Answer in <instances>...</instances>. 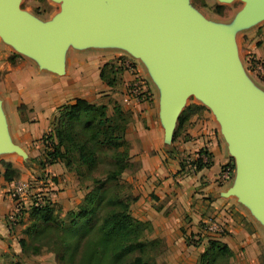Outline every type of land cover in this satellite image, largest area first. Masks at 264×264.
Instances as JSON below:
<instances>
[{
  "label": "crops",
  "instance_id": "1",
  "mask_svg": "<svg viewBox=\"0 0 264 264\" xmlns=\"http://www.w3.org/2000/svg\"><path fill=\"white\" fill-rule=\"evenodd\" d=\"M249 47L252 52L260 53L258 49ZM111 51L109 48H66L62 52L61 70L67 79L53 87L45 86V69L34 61L27 58L1 61L0 115L7 138L24 154L41 159L44 151L41 137L50 129L59 106L71 103L75 98L106 105L113 97L129 114L124 139L128 144L130 164L121 178L131 185L130 193L134 197L129 205L131 216L148 221L150 237L160 239L167 250L177 253L185 245V235L201 232L198 219L204 221L205 214L223 217L228 231L234 234L242 247L240 257L243 253L248 258L245 264H264V224L238 196L225 194L234 184L231 177L220 185L216 183L221 165L229 161L230 156L212 111L205 107L201 113L189 115L176 139L167 144L160 118L158 86L140 58L136 60L140 65L136 63L133 70L123 69L118 74L123 80L121 92L134 71L148 81L150 101L125 105L121 101L122 93H116L114 86L105 85L99 78V68L103 63L112 58L114 64L120 62L114 59L116 55ZM260 55H264L262 50ZM201 148L208 153L209 164L193 173L180 170L179 160L194 158ZM3 160L10 162L8 158ZM1 170L0 167V173ZM43 170L67 171L60 163H52ZM14 180L6 182L0 175V253L8 249L14 254L20 252L19 236L14 225L9 223L15 212L16 200L5 194L11 191ZM70 197L67 191L60 190L55 199L62 206H67L71 203ZM215 238L225 243L231 252L234 251L230 238ZM205 243V238L200 239L195 247L197 253L202 251Z\"/></svg>",
  "mask_w": 264,
  "mask_h": 264
},
{
  "label": "water",
  "instance_id": "2",
  "mask_svg": "<svg viewBox=\"0 0 264 264\" xmlns=\"http://www.w3.org/2000/svg\"><path fill=\"white\" fill-rule=\"evenodd\" d=\"M48 23L24 14L17 0H0V36L43 68L61 73L64 44L115 42L147 66L159 89V110L170 140L185 98L212 111L233 158L235 194L264 224V96L244 77L230 35L200 20L184 0H58ZM243 23L264 16V0H243ZM0 151L24 156L6 136Z\"/></svg>",
  "mask_w": 264,
  "mask_h": 264
},
{
  "label": "trees",
  "instance_id": "3",
  "mask_svg": "<svg viewBox=\"0 0 264 264\" xmlns=\"http://www.w3.org/2000/svg\"><path fill=\"white\" fill-rule=\"evenodd\" d=\"M7 59L12 61L11 56ZM118 59V64L105 62L99 68V78L109 87L114 85L116 73L134 68L133 62ZM132 74L134 81L143 80L134 71ZM145 98L140 92L137 94L138 102L151 99L149 94ZM204 110L206 108L201 104H186L177 115L169 141L176 139L189 115ZM128 120V112L117 103L113 104L110 114L106 113L105 105L83 98H75L58 107L50 129L41 137L42 158H31L30 161L36 162L39 169L60 163L78 178L88 177L91 186L83 194L78 209L67 212V221L57 218V208L48 197L38 203L33 199L25 205L16 201L14 217L27 213L29 223L23 234L31 239L30 244L22 237L17 239L20 253L28 250L36 254L42 247H53L62 264H157L154 256L162 252L164 244L158 238L145 237L151 225L131 216L129 205L134 197L129 191V183L120 181L122 172L130 164L128 144L124 139ZM200 154L204 156L203 160ZM186 161V157L179 160V169L190 173ZM188 163L198 171L209 164L208 153L201 148ZM0 164L4 181L10 182L17 177L18 172L9 161L0 160ZM99 167L101 175L92 176ZM225 167L229 168V179L233 172L231 158L221 165L218 174ZM224 181L216 179L218 185ZM13 198L16 200L15 195ZM231 255L225 243L207 237L197 264H229Z\"/></svg>",
  "mask_w": 264,
  "mask_h": 264
},
{
  "label": "rangeland",
  "instance_id": "4",
  "mask_svg": "<svg viewBox=\"0 0 264 264\" xmlns=\"http://www.w3.org/2000/svg\"><path fill=\"white\" fill-rule=\"evenodd\" d=\"M243 4V0H184V5L188 9H190L194 13V15H196L200 20L209 25L216 26L230 35V43L233 47L234 55L237 59L242 73H244V75L248 78V82L253 87V89L260 95L264 96V80L255 76L248 69L246 64V58H248V56H252L253 58H259L261 61L264 62V55H260L261 50L262 52H264V16L258 17L248 23H243L239 17V13L243 7ZM17 5L18 8L24 14L40 23L51 22L60 11V2L58 0H17ZM70 46L76 45H74L71 41H68L64 44V50ZM249 46H252L254 49H258L260 53L257 54L252 52ZM77 48H109L110 50H112L111 52H114L117 56H115L114 59L121 58V60L124 59L133 62V64H139V62L136 61L139 59L138 57H135L123 45L115 42L89 43L84 45H78ZM10 56L12 57V59L27 58L34 61L35 64L39 65L38 61L32 55L19 51L12 44L3 40V38L0 36V62L3 60L11 62L7 59ZM111 60H113V58L107 61L106 63L111 64ZM118 60L120 61V59ZM43 69H45L44 74L42 73L44 76L45 86L47 85L49 87H53L57 84L66 82L67 77L65 75H62V72L56 73L47 68ZM145 82L146 84L148 83L147 80ZM122 83L123 80L120 76H118V73H116L115 82L113 86L115 88V92L118 94L122 93ZM157 94H159L158 88ZM192 101H197V99L193 96H188L183 101L182 107ZM114 103H116V101L112 97L108 99L106 105L103 104L106 107L107 114L111 113V108ZM197 103H199V101H197ZM169 142L170 141H168L167 144H169ZM0 155L3 159L8 158L11 164L15 166L18 172V175L14 180L15 182L12 183V186L17 182H23L26 184V192L23 197L22 203L28 204V202L31 200V194L34 192L41 194V196L46 195L51 200H55L54 207L57 208L55 210V214L60 220H68L67 212L69 210L75 211L78 209L83 194L91 186V182L88 177L78 178L72 171L67 170L66 172L62 171L63 173H59L39 169L36 165V162L30 161L31 157L28 156L26 153L24 154V156H21L12 151H0ZM230 158L233 164L231 181L234 183L236 169L234 167L233 158ZM0 167L2 169L1 164ZM100 170L101 168L99 167V169L92 172L91 175L100 176ZM120 181L126 182L123 178H121ZM8 190H10V187H8ZM60 190L67 191V194L71 196V203H69L67 206H62V204L57 202L55 199L56 194ZM5 194H10L11 197H13L12 191L5 192ZM202 219L207 221L214 220L218 224H221L222 231L219 233L212 234L213 236H225L230 238L231 246L233 247L234 251L228 259L229 264H245L248 262V258L245 256V254L242 253L240 257L239 253L242 250V247H240V245L236 242L234 234L231 231H228L227 223L223 217L205 214V217ZM197 222L200 223V233H191L190 235H185V245L181 246L179 253H177L176 251L167 250L166 245L164 243L162 252L154 256L155 262L157 264H197V259L201 251L197 253L195 247L199 244L200 239L205 238L206 241L207 237H212V235L210 236L209 234L203 231V221L198 219ZM9 223L14 225L16 235L24 238L28 242V244H30V237L23 234V229L29 223L27 213L25 212V214L23 213L17 218L14 217V214L11 215ZM150 236L151 229L145 234L146 238H150ZM182 252H184V254ZM15 263L62 264V262L57 259V252L54 250L53 247H42L36 254H31L28 250H25L24 253L19 252L18 254H14L11 252L10 249L0 253V264Z\"/></svg>",
  "mask_w": 264,
  "mask_h": 264
},
{
  "label": "built area",
  "instance_id": "5",
  "mask_svg": "<svg viewBox=\"0 0 264 264\" xmlns=\"http://www.w3.org/2000/svg\"><path fill=\"white\" fill-rule=\"evenodd\" d=\"M246 64L248 69L257 77L260 79L264 80V62L261 61L259 58H253L252 56H248L246 58ZM138 83V84H137ZM138 85H140V89H138ZM140 92V95L142 98L146 99V95L149 94V98H151V93L148 90L146 83L144 79L139 80V81H134L133 77L130 82H127L124 86L123 93H122V98L121 101L123 104L128 105L131 102H138L137 100V94ZM148 98V97H147ZM147 101V100H144ZM202 160L204 159V156L202 154L199 155ZM191 159H187V165L186 168L190 173H193V166L189 164L188 162ZM230 174L229 168L225 167L224 170L220 173L217 174L216 179L217 180H226ZM13 195L16 196V201H21L23 200V197L26 192V184L23 182H17L12 186L11 189ZM46 196V195H45ZM41 196V194L34 192L31 194V200L28 202V204L33 200L36 199V203L41 202L43 198H46L48 196ZM49 198V197H48ZM50 199V198H49ZM51 200V199H50ZM35 203V204H36ZM23 204V203H22ZM25 205V204H24ZM14 214V213H13ZM203 231L209 234L210 236L214 233H219L222 231V226L221 224H218L216 221H203ZM212 237H215L212 235Z\"/></svg>",
  "mask_w": 264,
  "mask_h": 264
}]
</instances>
